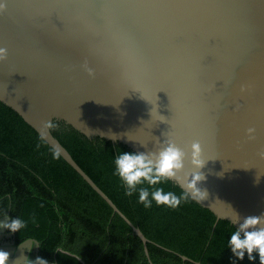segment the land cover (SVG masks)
I'll list each match as a JSON object with an SVG mask.
<instances>
[{"label": "water", "instance_id": "1", "mask_svg": "<svg viewBox=\"0 0 264 264\" xmlns=\"http://www.w3.org/2000/svg\"><path fill=\"white\" fill-rule=\"evenodd\" d=\"M0 4V47L8 53L0 61V102L39 135L42 122L52 120L137 154L170 139L187 154L181 175L198 171L190 159L191 144L199 142L205 161L199 187L208 195L194 201L217 221L232 223L234 212L241 221L264 214V0ZM44 140L59 146L61 156L131 226L154 264L152 241L52 131ZM10 221L0 217V223ZM0 250L13 264L32 252L38 258L39 244L32 238L17 244L14 233L0 228Z\"/></svg>", "mask_w": 264, "mask_h": 264}, {"label": "trees", "instance_id": "2", "mask_svg": "<svg viewBox=\"0 0 264 264\" xmlns=\"http://www.w3.org/2000/svg\"><path fill=\"white\" fill-rule=\"evenodd\" d=\"M55 124L53 134L76 162L152 241L148 249L154 264H259L258 256L237 259L228 248L237 227L217 221L191 198L175 209L155 202L146 209L138 203V193L125 195L126 188L113 175V161L119 153L136 152ZM52 151L31 125L0 102V217L26 222L25 229L14 233L17 244L34 239L38 257L48 263L151 264L131 226L61 155L53 159ZM157 187L183 192L171 180Z\"/></svg>", "mask_w": 264, "mask_h": 264}, {"label": "clouds", "instance_id": "3", "mask_svg": "<svg viewBox=\"0 0 264 264\" xmlns=\"http://www.w3.org/2000/svg\"><path fill=\"white\" fill-rule=\"evenodd\" d=\"M4 4H0V11H3ZM7 49L0 47V61L7 59ZM89 74L91 75V71ZM58 125L52 120L43 121L39 131L41 139L50 135ZM255 129L249 128V138H254ZM61 149L59 146L53 147V159H59ZM186 152L178 147L172 140H166L160 147L147 154L145 153H119L113 161V175L118 177L126 188L125 195L131 197L138 193V203L146 209L151 208L153 202L157 206H166L170 209L178 208L182 202L189 198L198 203L207 198V191L202 190L199 185L205 180V176L200 171L205 161L202 157V149L199 142L191 144V165L198 171L190 174L184 173V161ZM264 159V152L260 153ZM168 180H173L183 189L179 195L172 191H165L163 187H157ZM147 185V187L143 186ZM151 189V190H150ZM231 218L233 224L239 225L228 240V248L233 255L243 260L247 255L248 260L252 261L259 257V264H264V214L260 216H247L241 221L237 213ZM26 222L21 218H16L8 223H0V228H5L11 233L21 232L26 228ZM10 254L0 250V264H9ZM13 264H48L42 258H36L35 261L24 257L23 255L13 261Z\"/></svg>", "mask_w": 264, "mask_h": 264}, {"label": "flooded vegetation", "instance_id": "4", "mask_svg": "<svg viewBox=\"0 0 264 264\" xmlns=\"http://www.w3.org/2000/svg\"><path fill=\"white\" fill-rule=\"evenodd\" d=\"M32 253H33V252H32ZM30 259L33 260V261H35V259H36L35 252H34V255H32Z\"/></svg>", "mask_w": 264, "mask_h": 264}, {"label": "crops", "instance_id": "5", "mask_svg": "<svg viewBox=\"0 0 264 264\" xmlns=\"http://www.w3.org/2000/svg\"><path fill=\"white\" fill-rule=\"evenodd\" d=\"M32 255H34V252H33V253H31V256H32ZM30 258H31V257H30Z\"/></svg>", "mask_w": 264, "mask_h": 264}]
</instances>
